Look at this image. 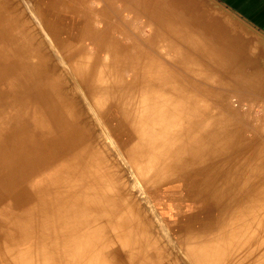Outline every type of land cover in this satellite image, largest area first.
Listing matches in <instances>:
<instances>
[{
	"label": "bare ground",
	"instance_id": "obj_1",
	"mask_svg": "<svg viewBox=\"0 0 264 264\" xmlns=\"http://www.w3.org/2000/svg\"><path fill=\"white\" fill-rule=\"evenodd\" d=\"M183 15L0 0V264H264L261 62Z\"/></svg>",
	"mask_w": 264,
	"mask_h": 264
},
{
	"label": "crops",
	"instance_id": "obj_2",
	"mask_svg": "<svg viewBox=\"0 0 264 264\" xmlns=\"http://www.w3.org/2000/svg\"><path fill=\"white\" fill-rule=\"evenodd\" d=\"M171 10L183 13L184 18L197 14L200 27L227 29L249 53L261 54L256 57L264 73V0H171ZM250 46H257L254 52Z\"/></svg>",
	"mask_w": 264,
	"mask_h": 264
},
{
	"label": "rangeland",
	"instance_id": "obj_3",
	"mask_svg": "<svg viewBox=\"0 0 264 264\" xmlns=\"http://www.w3.org/2000/svg\"><path fill=\"white\" fill-rule=\"evenodd\" d=\"M255 47H257V46H250V48L251 49H253V52H254V49H255ZM255 56H260L261 57V54H257V55H255ZM86 59V58H85ZM85 59H83L84 61H81V64L83 65L84 64V62L86 61ZM71 75H73V76H75L74 75V73L71 71V72H69ZM244 93L246 92V91H243ZM250 92V91H249ZM247 93V92H246ZM257 94V97H255V95ZM261 92H259V93H257V92H254V93H248V99H245V100H243V102H241V108H242V110L241 111H243L244 113H245V111L244 110H246L245 108H247V107H249V114L247 115L248 117H250L251 118V122L253 123V124H256L257 126H258V129L260 130L261 129V131L262 132H264V89L262 90V93L263 94H260ZM233 100V99H232ZM124 165V164H123ZM128 169H127V175H128V177L130 178V180H131V182H135V180H134V178H133V174H132V169L130 168V167H127ZM131 170V171H130ZM142 186L141 185H137L136 186V190H138L137 192V194L138 195H140V198L142 199V200H144L145 201V203L147 204V207L149 208V210L151 211V213L152 214H154V209H155V206H154V202L152 201V198H150V196H149V194L148 193H144V192H142V188H141ZM158 198H159V202H160V206L163 208V210H165L166 212H167V214H171L172 212H174L175 210H173V209H171V206H168L167 204V201L164 199V197H162L161 195H159L158 196ZM164 202V203H163ZM164 211V212H165ZM170 211V212H169ZM156 212V214H157V216L156 217H159L160 219H161V216H160V213L159 212H157V211H155ZM171 238H172V240H173V243L174 244H176V236L175 235H173L172 233H171ZM177 245V244H176ZM174 246V245H173ZM178 246V245H177ZM174 251H175V253H178V255L180 256H184L183 254V251H182V249L178 246V247H176V248H174ZM180 256V258H182ZM183 264V263H182Z\"/></svg>",
	"mask_w": 264,
	"mask_h": 264
}]
</instances>
